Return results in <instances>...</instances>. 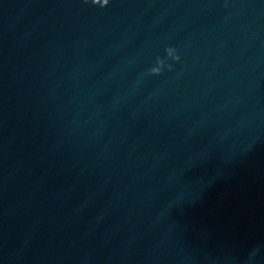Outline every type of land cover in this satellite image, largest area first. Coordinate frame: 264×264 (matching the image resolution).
I'll return each instance as SVG.
<instances>
[{
	"label": "water",
	"instance_id": "obj_1",
	"mask_svg": "<svg viewBox=\"0 0 264 264\" xmlns=\"http://www.w3.org/2000/svg\"><path fill=\"white\" fill-rule=\"evenodd\" d=\"M94 2L0 0V264H264V0Z\"/></svg>",
	"mask_w": 264,
	"mask_h": 264
},
{
	"label": "clouds",
	"instance_id": "obj_2",
	"mask_svg": "<svg viewBox=\"0 0 264 264\" xmlns=\"http://www.w3.org/2000/svg\"><path fill=\"white\" fill-rule=\"evenodd\" d=\"M86 2H87V0H86ZM92 2H93L94 4H96V3L94 2V0H92ZM108 3H109V0H106L105 6H106ZM166 50L170 53V55H169L168 57H170L172 60H179V56L175 54V50H174L172 47H168ZM157 65H158V66L152 67V68L150 69V74H160V73H161L162 68H163L165 65H164L163 61L160 60L159 58H157ZM167 67H168V68H171V65H167Z\"/></svg>",
	"mask_w": 264,
	"mask_h": 264
}]
</instances>
